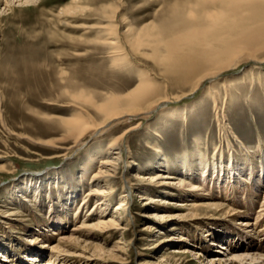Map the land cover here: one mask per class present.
<instances>
[{"label":"rangeland","instance_id":"374dc122","mask_svg":"<svg viewBox=\"0 0 264 264\" xmlns=\"http://www.w3.org/2000/svg\"><path fill=\"white\" fill-rule=\"evenodd\" d=\"M194 1L37 0L30 4L16 1L10 7L0 3V264H45L52 252L51 245L59 236L70 235V231L83 221L87 224L95 221L97 214L91 219L88 216L95 210L96 197L85 205L83 202L99 168V152L136 124L119 127L98 138L90 131L76 143L74 138H64L65 133L54 130L52 123L71 117L76 102L85 104L73 98L71 89L65 87L67 81L97 93L115 92L124 87H127L124 91H128L137 84L134 73L148 69L158 75L156 83L162 89L159 94H163L164 75L149 55L148 46L140 45L135 53L127 47L130 40L126 36L131 37L134 31L148 23H159L162 14L166 16L176 2ZM70 6L84 10L64 12ZM113 9L118 21H124L119 32L121 46L129 55L122 62L125 68L113 65L110 48L100 41L104 35L101 28L109 21L104 15L113 13ZM135 61L138 65L133 63ZM257 71L264 72V52L259 53L257 61L241 63L223 78L206 82L194 94L183 89L181 78L174 79L165 90L171 97L164 102L172 111L186 106L189 110L192 108L188 110V119L167 116L168 111H156L122 141L123 158L112 180L115 193L107 197L106 216L115 213L121 195L127 191L130 195L127 203L115 215L124 214L130 230L113 231L112 235L94 229L84 230L100 240L80 237L65 253L74 256L83 253L88 257L81 259L83 264H207L215 256L225 258L226 254L219 251L224 250L220 247L227 248L226 245L231 246L229 252L235 254L249 249L264 254V217L263 214L259 216L264 212V180L252 177L249 181L237 180L235 185H230L226 174L214 177L210 172L204 182L201 173L205 167L203 163L212 162L214 166L217 162L215 147L220 150L218 157H225V160L234 153L241 178L248 173L245 169L251 162L256 164L264 158V77L258 81ZM232 76L238 78L229 82V102L223 87L219 90L222 93L220 108L225 113L223 122L227 125L223 138L225 132L219 128L222 113L216 110L207 92L213 83ZM183 93L190 96L177 100ZM186 157L191 159L188 164L192 166L188 180L203 186L197 189L198 194L204 199L224 202L231 210L229 214L213 210L200 211L198 220L173 217L183 213L176 203L193 198L180 195L172 190V185L165 184L178 180L159 178L161 185L147 191L154 201L147 202L142 196L145 194L139 188L147 180L140 181L138 174L159 171L162 176L179 174ZM164 159L167 164L162 162ZM259 168L257 163L256 169ZM58 176L62 180L57 187ZM49 178L53 185L51 191L48 184L44 185L41 194L34 198L31 188L39 186L34 183H46ZM165 198L172 203L163 204L161 201ZM198 199L200 197L195 200ZM51 204L57 205V211L50 213ZM246 221L253 224L246 226ZM62 229L65 231L60 232ZM87 240L106 250L126 246V254L113 251V255H94L92 250L85 248ZM184 248L188 252L183 257L169 253L171 249L183 251ZM10 258L13 260L8 262ZM236 264L252 263L236 261Z\"/></svg>","mask_w":264,"mask_h":264},{"label":"bare ground","instance_id":"6f19581e","mask_svg":"<svg viewBox=\"0 0 264 264\" xmlns=\"http://www.w3.org/2000/svg\"><path fill=\"white\" fill-rule=\"evenodd\" d=\"M16 1H19L21 4H30L36 2L37 0H0V3L5 4L6 7H10V5ZM75 10L84 9L78 6H70L65 9L64 12L70 13ZM166 14V16L162 14L159 23H148L145 27L134 31L131 37L126 34L127 40H130V45H126L127 47H130L133 52L137 53L140 45L145 44L148 46L149 55L153 58L156 67L159 68L161 73L164 75L162 79H164L166 85L164 87L163 94H159L162 89L159 84L156 83V79L159 78L158 75L148 69H145L146 71L141 69L137 73L135 71V73L133 72V76L138 81L137 84L128 91H124L127 89V87H124L116 90L115 92L97 93L89 91L79 85H75V83L71 80H68L65 84V87L71 89L73 98L81 99L85 104L81 105L76 102L77 105L80 106L78 107L76 105V109L71 117H68V119L61 118L60 122L55 121V123H52L53 128H55L54 130L60 129L63 133H65L66 136H64V138H74L73 140L76 143L80 139H83L90 131H94V137L98 138L108 132L116 131L119 127L130 126L134 123L136 124L135 126H132V128H129V130L127 129L128 131L124 132L121 136L116 137L113 140L110 139L111 141L108 142L109 145L105 150L100 152L98 151L100 153L99 168L92 177L93 181H91V186L88 188V193L83 202V205H85L91 200V198L96 197L94 205L95 210H92L88 216V218L91 219L95 216V214H97V216H95V221L91 224H87L83 221L82 225H79L78 228H74L70 231V235L66 236L64 234L59 236L57 239L58 241L51 245L52 252L45 264H58L60 262L63 264H83L81 259L88 258L83 255V253L74 256L68 255V253L65 252H68L66 249L73 247V242L79 241L80 237H89L100 240L98 236H91L89 233H84V230L94 229L95 231L102 232L105 235L110 233L112 235L113 231L126 230L127 232L130 230V225H128L129 223L127 222L128 219L124 216V214L121 215L120 213H117V216L115 215L118 209H121L123 205H126V200L128 196H130L127 191L121 195L120 201L116 205L117 209L115 213L113 212L112 215L110 214L106 216V211L108 210L107 197L115 193L112 180L117 175L119 161L123 158L122 141L127 133L140 128L141 124H143L142 121L149 119L156 111L158 113L168 111L167 116H181L184 120L188 119L189 115H187V113L189 107L186 106L179 111H172L168 110L170 106H168V103L164 102L165 99L171 97L165 90L166 88L168 89L172 82H175L174 79L181 78L182 82H180L183 85V89H187L189 94H194L202 86H204L206 82H214L221 77L223 78L226 72L236 69L243 62H248L250 60L257 61L259 53L264 52V0H195L192 3L176 2V4L170 8L169 12H166ZM104 17L109 19V21L106 26L101 28V33L104 35L100 37V41H102V45L110 48L113 65L119 68H125L122 62L123 59H127L129 55L127 53V49L121 46L120 36H122V34L119 32V28L124 24V21H118L115 9H113V13L105 14ZM127 32H130V29L127 30ZM141 52L144 53L142 50ZM133 63L138 65L136 61ZM251 75L253 76L254 73H251ZM255 76L256 79L260 81V78L264 77V72L257 71ZM234 78L236 79L238 76H232L217 83H213L210 85L207 92V95H209V97L213 100L216 110L219 111V114L222 113V120H219V128H221V132H225L222 135L223 138H225L226 135L227 125L223 122L225 120V113L223 114V108H220L222 93H220L219 90L223 87L225 91L224 93H226L225 99L227 98V101H230L231 93L229 92V82L234 80ZM253 82L254 81H252V83L250 82L249 87L252 86ZM188 96L190 95L184 94L182 96H178L177 100L187 98ZM52 133L53 132H51V134ZM154 147L155 146L153 145V148ZM215 148L217 151L218 147ZM216 151L215 154L217 153V157H214L217 162L215 161L216 163L214 166H212V162L210 164L203 163V166L205 167L201 169V173L203 174L202 181L205 182L210 172L212 173L211 175H214V177L226 174L225 178L229 180L228 183H232L230 185H233L237 180L241 182L245 180L249 181L253 179L252 177L257 178L258 181L264 180V158L261 157L257 162L260 166L259 169H256L257 163L254 164L251 162L250 167L245 169L248 173H246V176L243 177V179L241 178V170L238 169V165H236L235 156H233L234 153H230L231 155H229L231 158L225 160V157H218L220 151L219 148L218 151ZM186 158V161H184L185 163L183 164V171L179 172V174L178 172H173V174L167 173V175L162 176V174H160L161 171L138 174L137 178L141 179L140 181L147 180L139 188L145 194L142 196L147 200V202L154 201L152 196L148 195L149 192L147 191L150 189L156 190L161 185L159 178H162V180H178V182L167 181L165 184H169L170 186L172 185V187H174L172 190L176 191L178 194L185 195L186 197L193 196V198H191L190 201L176 203V207L183 211V213L180 215H174L173 217L180 216L195 220L197 219L200 211L212 212L213 210H221L225 211L226 214H229L231 210L226 208L223 204L224 202L204 199L198 194L199 192L197 189H201L203 186L199 187L197 184H193L194 182L190 183L191 179L188 180L189 176L192 175V166L190 167L188 164L191 159H189V157ZM162 162L165 164L168 163L165 159L164 161L162 160ZM180 174L182 175L179 177ZM58 177V181L55 183L57 187L62 180L60 176ZM50 178L46 183L42 181L34 183L35 185L39 184L37 187H33V183L31 182L33 187L31 188V191L32 193H35L34 198L41 194V188H43L44 185L48 184V188H50L51 191L53 185L50 183L52 182ZM65 183L67 184V182L62 181V184L66 185ZM203 193L200 194L204 196ZM198 197H200V199L195 200ZM167 199L168 198H165L160 201L163 204L166 202L172 203ZM103 205H105V207H102ZM56 206L55 204H51L50 213L57 211ZM96 209H99V212H97ZM262 209L264 210V207ZM79 212L81 213L80 209ZM55 213L57 214V212ZM235 213L236 212H233V214ZM262 214V217H264L263 211L260 212L259 216L261 217ZM160 215H162V217L165 216L164 213ZM244 224L247 226L253 223L246 221ZM63 231L65 230L62 229L60 232ZM54 233L57 232L54 231ZM84 243L86 250H92L94 255H113V251L115 253L120 252L123 255L126 254V246L122 248L120 246H115L113 250H106V248H102L100 244L89 242V240ZM245 248H248L247 245ZM221 249L227 250L228 248L220 247V250ZM224 250L219 252L226 254L223 255L225 258L215 256L210 258V260L206 263L236 264V261L245 263L246 261H250L252 264H264V254H260L256 250H239L238 254L231 251L229 252V250L225 252ZM187 252V249L184 248L183 251L171 249L169 253L172 255L174 254V256L183 257L187 254ZM200 256L201 254L198 257ZM119 259H121V261L125 260L123 258ZM11 260L13 259L10 258L8 262Z\"/></svg>","mask_w":264,"mask_h":264}]
</instances>
